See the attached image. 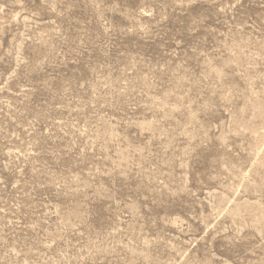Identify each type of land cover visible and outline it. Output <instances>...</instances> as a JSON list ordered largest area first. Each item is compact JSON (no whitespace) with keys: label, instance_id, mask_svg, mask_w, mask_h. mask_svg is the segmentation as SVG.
I'll return each mask as SVG.
<instances>
[{"label":"rangeland","instance_id":"374dc122","mask_svg":"<svg viewBox=\"0 0 264 264\" xmlns=\"http://www.w3.org/2000/svg\"><path fill=\"white\" fill-rule=\"evenodd\" d=\"M0 264H264V0H0Z\"/></svg>","mask_w":264,"mask_h":264}]
</instances>
